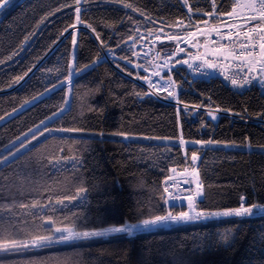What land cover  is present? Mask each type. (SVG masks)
<instances>
[{
	"label": "trees",
	"instance_id": "trees-1",
	"mask_svg": "<svg viewBox=\"0 0 264 264\" xmlns=\"http://www.w3.org/2000/svg\"><path fill=\"white\" fill-rule=\"evenodd\" d=\"M65 2L22 0L12 6L10 0V6L0 10V156L14 150L20 137L25 133L31 135L30 129L42 127L41 122L49 121L50 117L54 128L80 127L90 132L120 131L171 139L182 136L188 141L212 139L221 144L194 146L199 151V177L204 185L198 207L209 211L236 207L241 195L249 203H264V153L222 146L245 144L247 138L253 146L264 147V92L258 86L238 92L229 82L203 79L187 66L176 65L172 76L183 103L177 105L170 98H139L135 92L147 87L134 78L136 70L127 67L122 72L111 56L106 57L111 47L115 54L125 55L136 63L123 40L130 33L136 35L133 30L137 27L141 32L151 28L148 17L157 21V28L161 20L183 18L187 23L189 13L183 0H81V19L96 28L105 44L100 45L90 29L77 26L80 31L76 32V65L80 67L79 74L72 78L71 93L75 102L70 112L61 113L63 119H56L54 114L66 107L62 101L68 93L62 81L66 80L73 48L69 38L73 30L65 31V27L75 23L74 5L64 6ZM188 3L194 17L199 14L197 9L210 8V0H188ZM227 3L228 0H220L222 6ZM129 4L131 8L125 7ZM174 30L177 29H167ZM81 32L86 33L82 39ZM117 41H121L119 47ZM97 56L104 58L102 63L94 70L85 67ZM138 62L150 68L148 62L142 59ZM120 64L125 67L123 60ZM25 72L28 75L24 80L16 83L15 78ZM146 74L150 72L141 68L140 75ZM184 103L189 105L187 110L183 109ZM193 105L207 111L220 107L231 112L221 111L224 114L214 122L207 111L191 109ZM177 108L181 109L179 113ZM68 135L56 132L49 136L46 132L49 138L45 143H40L45 137L36 139L29 149L38 147L23 156L18 153L21 158L16 163L0 170V216L17 213L24 219L28 210L18 205L37 198L36 189L41 185L51 184L57 189L56 194L63 195L79 186L77 177H82L88 189L82 215L90 226L135 221L141 213L154 215L171 210L175 214L187 210L185 206L170 208L161 199L165 195L163 182L171 174L168 169L175 166L183 171L185 166L179 145L166 147L86 136L80 143L61 145L56 139ZM187 147L191 151L193 146ZM69 152L79 156L83 168L75 174L67 168L56 171L59 166L55 165V158ZM9 205L11 212L4 207ZM227 232L232 237L224 243L222 236ZM28 255L39 259L6 257L4 264H264V217L239 222L235 219L197 222L134 237L115 235L83 242L76 250L57 246Z\"/></svg>",
	"mask_w": 264,
	"mask_h": 264
},
{
	"label": "snow or ice",
	"instance_id": "snow-or-ice-1",
	"mask_svg": "<svg viewBox=\"0 0 264 264\" xmlns=\"http://www.w3.org/2000/svg\"><path fill=\"white\" fill-rule=\"evenodd\" d=\"M69 4L74 5L73 14L75 16V23L67 25L65 31L71 28L73 31L69 33V38L73 48L70 53V58L75 62V54L77 49L76 32L80 31L77 26L82 25L84 29H90L94 34V39L104 45L105 41L101 40L100 33L96 31L91 23H86L81 19V0H66L64 6ZM183 4L188 9L187 23L183 18L175 21H159V27L155 25L157 21L152 20L151 17L147 19L150 21L152 27L141 32L137 27L133 31L136 35L129 34L123 44L127 46V51L130 56L136 57L137 60L147 57H141V52L146 47H154L157 41L165 43L171 42L173 47L171 49L165 47L163 52V62L149 64L152 67L150 75H140V69L143 68L145 73L149 72L147 67L141 63H134L125 55H118L113 52L111 47L108 48L107 56H111L117 68L123 72L127 67L134 68L135 79L143 80L147 85V89L135 92L139 98L168 99L171 98L177 105L183 103L177 93V83L172 76V69L176 65H185L195 75L209 76L210 72L219 71L225 80H228L232 87L244 89L251 87L253 82L264 86V0H228L227 5L222 6L220 0H210L209 10L197 9L198 15L193 16V9L189 6L188 0H183ZM10 6V0H0V10H4ZM131 8L132 6L125 5ZM137 11V9H133ZM88 9L85 8V17H87ZM141 15H145L143 12ZM206 17V19H205ZM168 28L177 29L174 31H167ZM63 34V33H61ZM86 33L81 32V39ZM215 37V39H213ZM147 40V44L144 41ZM27 42L25 37L24 43ZM121 45V41H117V47ZM186 45L187 47H183ZM139 46L140 51H136ZM195 49V51H192ZM161 56L160 52L156 53V59ZM177 57H179L177 59ZM104 58L97 56L91 61L90 65H86L92 70L97 64L102 63ZM124 61L125 67H121L120 61ZM79 65L73 67L71 64L67 70V77L62 81V86L68 93V96L62 101L66 107H61L58 113H55L57 120L64 117L61 113L70 112L72 103L75 102L74 97L71 96L72 78L79 74ZM31 71V69H29ZM168 75L165 76L164 73ZM129 76H133L132 71H128ZM28 73L19 75L15 78V82L19 83L24 80ZM157 78V79H153ZM162 82V83H161ZM56 87L57 85H53ZM166 93V95H162ZM196 111H199L200 105H193ZM189 105L184 103L183 109L187 110ZM94 110V109H93ZM181 111L177 108V113ZM220 111L231 112V109H221L216 107L215 113ZM247 110L245 109V112ZM240 115L239 113H234ZM207 115L211 120H216L217 115L213 111H209ZM52 118H49V121ZM241 119L246 117L241 116ZM49 121H42L41 126L30 129L28 133L20 137V143L15 146L8 154L0 156V170L3 167H10L16 163L21 156L33 151L38 145H34L32 149L28 148L33 140L39 137H45L41 144L45 143L49 136L53 133H68V136L56 137L61 145L77 144L84 140L85 136L98 135L103 137L104 133L90 132L85 128L80 127H52ZM206 126V125H205ZM49 136H45V133ZM113 136L123 137L124 140L130 139L128 133L116 131L111 133ZM148 139V137H145ZM151 139H157L151 137ZM168 140V138H163ZM191 144L193 147L191 151L187 145ZM220 141L208 140H185L182 136L178 140L179 148L183 152L184 167L183 173L189 175V179L184 180L187 187L184 189L186 195H175L169 191V187L163 188V193L167 195L161 196V199L166 205L170 201L184 200L187 201V210H181L175 214L171 210L165 211L163 214H147L141 213L140 217L135 221L125 220L119 224H107L100 227L90 226L87 217L83 216L82 205L86 202L88 191L87 187L82 182V177H77L80 181L79 186L75 187L74 192L63 195L56 194L57 189L51 184H43L37 191V198L30 199L28 202L19 203L20 209H27L24 213V219H20L17 213L11 215L0 216V264H4V258L16 257L39 259V257H32L28 254L33 252H40L47 249H52L57 246H66L72 250H76L83 242L92 241L100 238H108L115 235H122L126 237H134L142 233H152L158 230L169 228L175 224H187L197 220L208 219H235L237 222L264 217V203L247 202L248 198L244 195L240 197V203L236 207L209 211L199 208L198 205L202 203L200 200L203 197V183L199 177L198 162L200 161L199 151L194 147L200 145H220ZM224 148L240 147L235 143H224ZM244 146L251 149V142L245 138ZM167 147V145H166ZM63 152V147L60 148ZM55 165L59 167L56 171H62L67 168L69 172L75 174L79 169L83 168V163L77 154L69 152L64 156H57L55 158ZM171 173H176L175 166L168 169ZM55 174V173H53ZM65 177V181H68ZM172 179L168 176L164 183ZM78 202V203H77ZM171 204V207H175ZM8 212H11V205L4 206ZM35 209V211H32ZM238 226L234 225V227ZM232 237L231 232H227L222 236V241L228 243Z\"/></svg>",
	"mask_w": 264,
	"mask_h": 264
},
{
	"label": "built area",
	"instance_id": "built-area-1",
	"mask_svg": "<svg viewBox=\"0 0 264 264\" xmlns=\"http://www.w3.org/2000/svg\"><path fill=\"white\" fill-rule=\"evenodd\" d=\"M213 39H215V37H213ZM165 47L171 49L173 47V44L171 42H168V41H165V43H160V41H157V43L154 47H146L144 49V51L141 52V57H144L143 55L146 52L148 57L143 58V60L147 61L148 64H149V61H151L152 64L162 63L164 57H163V52L161 50L164 49ZM138 48H139V46L137 47V49ZM157 52L161 53V56L159 59L155 58ZM135 60L137 63L140 59L137 60V58L135 57ZM151 69H152V67H151ZM197 76L200 78H203V79L214 78V79H222L226 82H229L228 80L224 79L223 75L219 71L210 72V75L207 77L201 76V75H197ZM136 81L141 83V81H143V80H137L136 79ZM143 84H145L144 81H143ZM252 86H258L261 89V91L264 92V86H260L259 84L255 83V82H253ZM199 110H201V109H199ZM222 114H223L222 112H219V115H222ZM198 164H199V162H198ZM170 176L172 177V179L168 180L167 184H165L163 182V188L166 186L169 187V191L175 195H181V196L186 195L187 193L184 192V189L187 187V185L184 184V180L189 179L190 178L189 175L187 173H183V171L177 170L176 173H171ZM165 195H167V194H165ZM184 202H186V201L177 200V201H170L169 204L170 205L171 204L180 205L181 203L183 204Z\"/></svg>",
	"mask_w": 264,
	"mask_h": 264
},
{
	"label": "rangeland",
	"instance_id": "rangeland-1",
	"mask_svg": "<svg viewBox=\"0 0 264 264\" xmlns=\"http://www.w3.org/2000/svg\"><path fill=\"white\" fill-rule=\"evenodd\" d=\"M22 0H12V6H15L17 4H19ZM0 19H1V16H0ZM77 47V46H76ZM183 47H187L186 45H183ZM195 51V49H194ZM145 56V54L143 55ZM148 57V55H147ZM71 65L73 67L76 66V54H75V62H73L71 60ZM153 79H157V78H153ZM141 83H143V81H141ZM145 83V82H144ZM162 83V82H161ZM147 87V85H145ZM232 86V85H231ZM233 89L237 90L238 92H244L246 89H248V87L244 88V89H238V88H234L232 87ZM171 99V98H170ZM172 100V99H171ZM213 114L217 115V119H218V113H215L213 112ZM216 119V120H217ZM104 135L103 137H100L98 135H92V136H86V137H96V138H100V139H109V140H119V141H124V142H147V143H153V144H164V145H178V140L179 139H171V138H168V140H165L163 138H159V137H156L157 139H151L150 136H140V135H131L129 134L130 136V139L128 140H124L123 137H120V136H113L111 135V133H106V132H103ZM145 137H148V139H145ZM41 138V137H39ZM38 138V139H39ZM19 141H15L14 143H12V145L18 143ZM36 142V140H34L32 142V144H34ZM32 144H29L28 145V148L32 145ZM231 144V143H229ZM11 145V146H12ZM237 145H240V147H230V148H227V149H235V150H242V151H246V152H262L264 153V147H257V146H253L252 144V147L251 149H248L244 146V144H237ZM18 154V153H17ZM78 203V202H77ZM178 207H182V206H185L187 208V201L184 202L183 204L181 203L180 205H176ZM168 207H170V204L168 205ZM213 220H225V219H208V220H197V221H194V222H190V223H187V224H191V223H197V222H210V221H213ZM181 225H185V224H175V225H172L169 227V229L171 228H175V227H178V226H181ZM230 242V241H229Z\"/></svg>",
	"mask_w": 264,
	"mask_h": 264
},
{
	"label": "crops",
	"instance_id": "crops-1",
	"mask_svg": "<svg viewBox=\"0 0 264 264\" xmlns=\"http://www.w3.org/2000/svg\"><path fill=\"white\" fill-rule=\"evenodd\" d=\"M201 198H202V197H201ZM201 198H200V199H201Z\"/></svg>",
	"mask_w": 264,
	"mask_h": 264
}]
</instances>
